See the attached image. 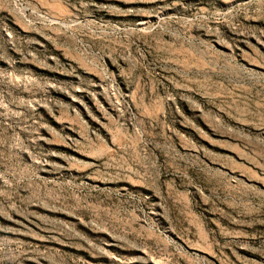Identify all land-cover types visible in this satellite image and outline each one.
Returning <instances> with one entry per match:
<instances>
[{
  "label": "rangeland",
  "instance_id": "rangeland-1",
  "mask_svg": "<svg viewBox=\"0 0 264 264\" xmlns=\"http://www.w3.org/2000/svg\"><path fill=\"white\" fill-rule=\"evenodd\" d=\"M0 264H264V0H0Z\"/></svg>",
  "mask_w": 264,
  "mask_h": 264
}]
</instances>
